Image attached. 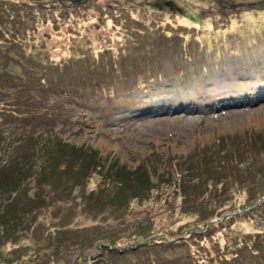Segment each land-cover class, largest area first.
<instances>
[{
	"label": "rangeland",
	"instance_id": "374dc122",
	"mask_svg": "<svg viewBox=\"0 0 264 264\" xmlns=\"http://www.w3.org/2000/svg\"><path fill=\"white\" fill-rule=\"evenodd\" d=\"M21 64L63 78L71 93L0 90V105L39 114L30 122L0 115V156L8 155L14 136L54 135L97 151L105 168L145 163L153 187L96 218L79 210L85 202L79 199L73 222L110 228L88 244L52 245L45 207L25 223L17 217L13 229L26 228L2 247L0 264H130L116 259L117 252L185 233L188 252L204 253L210 220L264 190L263 180L243 182L264 170L263 153L250 146L260 137L264 142V0H0V89L11 83L6 71L30 73ZM223 82L227 95L216 89ZM105 171L88 176L86 190H107ZM182 175L200 185L204 178H227L230 191L191 201L195 195L182 196L178 188ZM35 189L33 180L27 193ZM237 226L247 232L255 223Z\"/></svg>",
	"mask_w": 264,
	"mask_h": 264
},
{
	"label": "trees",
	"instance_id": "16d2710c",
	"mask_svg": "<svg viewBox=\"0 0 264 264\" xmlns=\"http://www.w3.org/2000/svg\"><path fill=\"white\" fill-rule=\"evenodd\" d=\"M248 19L252 18L248 16ZM21 65L30 73L23 76L21 72L6 71L3 77L5 79L10 77L11 83L5 89L2 86L0 90H11L10 93L13 94L29 93L31 90L27 89H33L41 97L71 93V86L63 87V78L53 79L51 76L47 78L43 75L45 70L42 67L26 68V65ZM42 65L50 66L51 64ZM0 115L4 118L10 116L13 120L30 122L32 119L37 120L35 116L39 114L30 111H14L11 107L1 104ZM52 136L53 138L42 136L43 139L36 136L33 138L29 133L14 136L7 146L8 155L0 156V235L2 237L0 252L8 241L23 236L22 233L19 235V231L26 227L19 228V231L13 229L14 224L19 222L17 217L20 218V222L25 223L30 215L42 207L49 209L47 213L49 211L51 213L52 228L48 230V233L50 237L56 238V243L53 242L52 245L58 247V245L72 242L81 244L94 242L103 235H107L110 228L103 223L83 224L79 223L80 220L73 222L76 219L75 216L79 215L77 212L80 208L79 205L77 206L79 199L85 200L84 204H80L79 210L96 218L98 213L106 209L108 205L124 204L127 207L130 199L144 198L153 187L152 176L145 163L133 169L117 164L105 168L97 151L78 147ZM260 140L261 137L250 146L257 154L259 151V154L263 153L264 156V142L259 143ZM32 158L36 160L32 161ZM103 168L106 171L102 175L110 182V187L107 190L101 188L98 191L86 190L84 180ZM261 172L259 179L256 174L252 175V179L247 174L248 177L243 182L254 184L258 180L264 181V170ZM229 174L232 181L235 180L234 174ZM180 179L178 188L181 195L193 193L196 196L189 198L191 201H197L204 195L215 197L230 191L228 183L231 181L227 178L226 180L218 177L204 178L206 185H200L202 181L196 178H187L182 175ZM33 180L36 189L30 196L27 193L28 184ZM160 181L162 184L165 183L163 179ZM176 188L174 184V190ZM248 189L252 188L249 186ZM92 194L97 195L92 197ZM71 200L72 204H70ZM67 206L69 208H66ZM253 209L255 215L252 212ZM60 217L62 219H58ZM256 219L260 222L259 224ZM247 220H252L255 227L251 231L243 232L237 224ZM6 222L11 225L9 228L4 227ZM210 223L212 225L210 224L211 226L203 234V237L210 239V249L205 250L204 253L188 252L186 247L190 235L185 233L173 240L164 236L161 239L138 242V245L133 248H124L125 252L113 247L119 254L116 259L125 258L128 262L130 261V264H264V190L249 203L239 208H229L223 217L212 218ZM219 233L225 234L224 237H220ZM192 234L198 236L199 233L192 232ZM108 243L115 244L114 240H109ZM178 247L184 249L177 250ZM127 250L131 252H126Z\"/></svg>",
	"mask_w": 264,
	"mask_h": 264
},
{
	"label": "bare ground",
	"instance_id": "6f19581e",
	"mask_svg": "<svg viewBox=\"0 0 264 264\" xmlns=\"http://www.w3.org/2000/svg\"><path fill=\"white\" fill-rule=\"evenodd\" d=\"M256 79V78H255ZM261 79V78H260ZM218 85H219V87H216V89L218 90V91H223L222 93H224V94H226V93H228L229 92V90L227 89L228 88V86H227V84L225 83V82H223V83H218ZM227 95V94H226ZM262 117V116H261ZM260 118V117H259ZM264 118V117H263Z\"/></svg>",
	"mask_w": 264,
	"mask_h": 264
},
{
	"label": "water",
	"instance_id": "95a60500",
	"mask_svg": "<svg viewBox=\"0 0 264 264\" xmlns=\"http://www.w3.org/2000/svg\"><path fill=\"white\" fill-rule=\"evenodd\" d=\"M69 2H76L79 3L81 0H68Z\"/></svg>",
	"mask_w": 264,
	"mask_h": 264
}]
</instances>
